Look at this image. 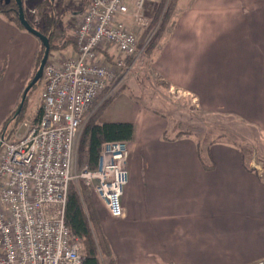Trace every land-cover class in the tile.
<instances>
[{
    "label": "crops",
    "instance_id": "obj_1",
    "mask_svg": "<svg viewBox=\"0 0 264 264\" xmlns=\"http://www.w3.org/2000/svg\"><path fill=\"white\" fill-rule=\"evenodd\" d=\"M73 3L79 18L87 0ZM66 26L59 24L60 38L74 44L64 52L75 55V30L68 33ZM38 47L33 35L0 15V118L16 105ZM153 65L170 86L193 93L206 111L241 118L264 134V0H191ZM137 107L119 98L106 112L109 122L135 126L127 142L123 216L111 217L91 196L115 264L263 260L264 178L242 158L239 145L218 135L204 142L176 137L175 129L168 135L164 117Z\"/></svg>",
    "mask_w": 264,
    "mask_h": 264
},
{
    "label": "built area",
    "instance_id": "obj_2",
    "mask_svg": "<svg viewBox=\"0 0 264 264\" xmlns=\"http://www.w3.org/2000/svg\"><path fill=\"white\" fill-rule=\"evenodd\" d=\"M129 1L87 0L75 55L44 65L40 115L23 124L16 140L0 136V264L83 263L80 240L65 222L69 187L77 180L111 217L123 216L127 143H104L95 169L75 167L74 145L86 111L114 78V67L97 61L100 50L108 44L124 57L138 54L137 37L123 20ZM132 1L135 20L146 25L145 0ZM112 65L122 70L126 61L113 58Z\"/></svg>",
    "mask_w": 264,
    "mask_h": 264
},
{
    "label": "rangeland",
    "instance_id": "obj_3",
    "mask_svg": "<svg viewBox=\"0 0 264 264\" xmlns=\"http://www.w3.org/2000/svg\"><path fill=\"white\" fill-rule=\"evenodd\" d=\"M41 1L42 0H23L25 17L30 20L32 26L37 30L42 24L41 18L36 15L37 4ZM84 1L86 4V0ZM150 1L151 0H145L142 8V13L147 23L146 25H141L135 20L132 0L129 1L130 14L124 18V23L127 28L137 37V44L140 46H137V56L131 57V59H129L130 61H128V57L120 55L113 45L108 44H105L99 52L97 61L101 64H111L106 66L114 67L115 74L113 80L110 82V87L100 93L86 111L82 124L77 131L74 145L75 167L77 169L81 168L79 164L78 148L85 125L92 118H95L98 122H104L105 120V122H109L110 119L106 113L107 110L116 99L125 98L138 105L139 107H137V109H139L141 113H156L164 117L165 121L168 122L167 126L170 127L168 135L173 136V129L177 131L189 129L193 136L198 137L200 141L204 142L206 138H213L215 135L217 136L219 134V131H222L224 135L227 134V139L242 146L247 159H249L250 168H253L261 178H264L263 133L258 132L257 128L252 124L243 123L241 118L234 116L232 118H227L224 112L206 111L201 107L199 100L193 93L183 91L174 86L165 87L161 83L165 81V79L155 70L153 65L154 60L159 54L162 43L171 32L176 16L190 5L191 0H175V4L170 10L168 20L154 46L152 54L145 57L144 50L146 44L151 38L155 37L158 27L160 26L163 12L172 0H165L163 9L161 13L159 12L158 14L157 11L160 6V1L158 5L150 4ZM55 7L59 12L61 25H67L68 31L66 32L69 33V29H71L73 31L75 30L74 33H76L82 15H80L79 18L76 16L77 13L75 10L77 9L73 0H55ZM60 37V30L57 29L53 43L57 45L58 48L49 54L47 63H58L74 56V53L64 52L66 48L73 47L74 43L70 46L64 43L63 39ZM71 42H75V37H73V41ZM111 57L112 60L113 58H118L126 61L125 69H116V66L112 65L113 62L108 60V58L110 59ZM44 85L45 83L42 77L38 85L29 93L24 111L23 123L15 133L13 140H16L18 136L24 132V123L29 125L39 116V112L42 110V93ZM16 105L13 109L16 108ZM3 120L4 119L0 118V128ZM177 133L179 132H176L175 135H177ZM227 139L224 136L222 141H226ZM72 184L76 188H80V186L84 185L80 180ZM92 195L91 193V196ZM99 259L101 264H105L102 256H100Z\"/></svg>",
    "mask_w": 264,
    "mask_h": 264
},
{
    "label": "trees",
    "instance_id": "obj_4",
    "mask_svg": "<svg viewBox=\"0 0 264 264\" xmlns=\"http://www.w3.org/2000/svg\"><path fill=\"white\" fill-rule=\"evenodd\" d=\"M164 3L165 0H160V6L158 8L157 14L159 12L161 13ZM174 4L175 0L170 1L167 8L163 12L160 26L158 27L155 37L151 38L146 44V48L144 50L145 57L152 54L154 46L164 29V26L170 15V10ZM0 15L3 16L7 21L15 24L20 29L25 30L20 24L18 18V6L14 0H0ZM36 15L41 18L42 23L38 30L49 39L50 54L53 50L58 48V46L53 43V39L60 24V15L55 7V0H43L38 3ZM28 22L31 24L30 20H28ZM38 42L40 49L38 47L36 51L33 71L28 82L37 71L39 61L41 60L44 53L43 45L39 40ZM63 42L68 43L69 41L65 40ZM137 46L140 47L139 44H137ZM129 59H131V57L128 58V61H130ZM108 60L113 62L112 57L110 59L108 58ZM38 83L28 92L21 112L17 115L15 114L24 88L21 90L16 108L13 109L3 120L0 128V136L4 140L13 141L15 133L23 123V116L28 95L32 89L38 85ZM161 83L165 87H171L166 81H162ZM40 113L41 111L39 112V115ZM181 135L193 136L189 129L185 131L179 130V133H177L176 137ZM224 136L226 138L227 134L224 135L222 131H219L218 138L222 139ZM134 137L135 126L132 122H98L95 120V118H92L85 125L81 134L78 148L79 164L81 167L87 165L91 169H95L98 166L100 152L104 143L117 141L127 143L133 141ZM208 139L209 138H206V141H208ZM238 148L242 158L244 159L246 155L242 146H238ZM65 222L70 228L72 234L78 237L80 240L81 251L84 257L82 264H101L99 259L100 256L104 258L105 264L116 263L109 242L103 234L97 211L91 201V193L84 185L80 186V188H76L73 184H70L65 207Z\"/></svg>",
    "mask_w": 264,
    "mask_h": 264
},
{
    "label": "water",
    "instance_id": "obj_5",
    "mask_svg": "<svg viewBox=\"0 0 264 264\" xmlns=\"http://www.w3.org/2000/svg\"><path fill=\"white\" fill-rule=\"evenodd\" d=\"M14 1L16 2L17 6H18V18H19L20 24L23 26V28L28 33H30L36 39H38L44 47V53H43V56L40 60L38 69L35 72L34 76L31 78V80L25 85V87L22 91L20 102H19V105H18L16 112H15V114L17 115L21 112L23 105L25 103L26 96H27L28 92L30 91V89L33 86H35L42 78L43 68H44V65L46 64V62L48 60V56H49V52H50V45H49L48 37L43 35L36 28H34L26 19L25 14H24V10H23V0H14Z\"/></svg>",
    "mask_w": 264,
    "mask_h": 264
}]
</instances>
